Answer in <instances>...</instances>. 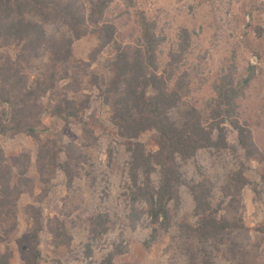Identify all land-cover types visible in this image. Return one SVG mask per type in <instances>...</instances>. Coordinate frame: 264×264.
<instances>
[{"label": "rangeland", "instance_id": "1", "mask_svg": "<svg viewBox=\"0 0 264 264\" xmlns=\"http://www.w3.org/2000/svg\"><path fill=\"white\" fill-rule=\"evenodd\" d=\"M77 1L87 9L90 0ZM141 15L155 22L163 37L158 73L171 69L170 85L187 81L188 94L173 111L176 119L194 109L206 123L215 84L225 77L242 86L249 78L237 102L251 131L248 169L230 151H201L182 164L178 201L167 205V224L152 220L145 200L135 202L133 213L128 142L117 136L110 101L101 90L111 78L114 47L99 48L92 26L72 42L63 65H55L49 51L41 59L25 58L19 47H2L0 66L8 57L16 60L28 83L40 84L37 120L29 122L39 141L17 130L0 134V150L9 162L23 154L31 159L29 167L25 162L29 193L16 203L18 227L0 242L9 264H23L37 230L39 264H264V0H132L131 7L117 0L104 19L114 26V41L129 53L139 43ZM182 29L189 33V47L170 66ZM53 33L60 40L69 36L64 27ZM63 98H73L75 116L56 112ZM1 117L10 129L11 114L0 106ZM141 142L155 149L153 134ZM39 152L44 159L37 163ZM158 180L155 173L153 186ZM193 189L229 224L222 240H202L194 233Z\"/></svg>", "mask_w": 264, "mask_h": 264}, {"label": "trees", "instance_id": "2", "mask_svg": "<svg viewBox=\"0 0 264 264\" xmlns=\"http://www.w3.org/2000/svg\"><path fill=\"white\" fill-rule=\"evenodd\" d=\"M116 1L90 0L86 9L77 0H0V48L19 47V55L37 59L49 51L54 55L55 65H63L71 56L72 42L87 32L86 26L96 28L99 48L113 46L115 50L110 65L111 78L101 90L110 101L111 122L116 127L117 136L128 142L130 208L134 213L135 202L145 200L152 220L156 222L162 218L167 224V205L170 201H178L182 164L199 152L230 151L240 157L242 169H248L251 131L241 119L237 102L243 96L249 78L242 86L225 77L215 84V97L209 105L206 123H202L194 109L184 111L179 120L176 119L173 111L188 94L187 81L180 78L170 85L171 69L158 73L156 53L163 37L156 34L155 22L145 16H140L141 35L131 53L114 41V26L105 21L104 15ZM126 3L128 7L132 6V0H126ZM61 27L68 30L69 36L60 40L55 38L53 31L59 33ZM179 39V53L170 55V66L178 62L189 47L190 37L186 29L180 31ZM17 64L8 57L0 66V106L10 112L9 122L12 123L7 129L1 117L0 134L17 130L39 141L29 122L37 120L35 108L40 84L33 81L30 85L24 68ZM2 84H8V87ZM52 88V84L44 87L42 94ZM62 111L75 116L73 98L60 100L56 112ZM149 133L153 134L154 150L141 142V137ZM55 156L53 150L51 159L54 160ZM43 159V153L39 152L36 162ZM25 162L29 167L31 159L27 154L9 162L0 150V242L18 227L16 203L22 194L28 192ZM155 173L159 174L157 187L152 184ZM192 196L197 217L194 233L202 240H222L229 224L214 216L210 204L204 202L201 195L194 193ZM37 231L30 237L27 249L31 252L24 255L23 264H39L35 244ZM0 264H9V255L0 254Z\"/></svg>", "mask_w": 264, "mask_h": 264}]
</instances>
